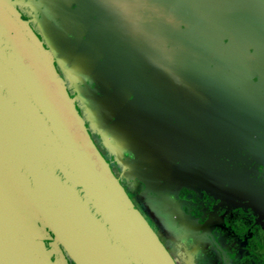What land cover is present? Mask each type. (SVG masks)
I'll return each instance as SVG.
<instances>
[{"label": "water", "instance_id": "obj_1", "mask_svg": "<svg viewBox=\"0 0 264 264\" xmlns=\"http://www.w3.org/2000/svg\"><path fill=\"white\" fill-rule=\"evenodd\" d=\"M66 4L45 9L82 110L17 9L41 4L0 0V264H177L122 178L179 239L182 186L246 190L238 157L264 138V0Z\"/></svg>", "mask_w": 264, "mask_h": 264}, {"label": "flooded vegetation", "instance_id": "obj_2", "mask_svg": "<svg viewBox=\"0 0 264 264\" xmlns=\"http://www.w3.org/2000/svg\"><path fill=\"white\" fill-rule=\"evenodd\" d=\"M27 1L38 2L42 7L17 5V9L54 61L60 78L72 94V88L68 86L70 74L57 57L54 51L57 43L51 36L56 28L61 27V18L58 13L45 9L64 8L66 0L53 2L55 4L51 0ZM257 139L238 157V169L246 177L243 181L246 190H238V198L228 197L231 189L228 184L220 192L200 184L180 189V218L177 219L176 230L183 234L182 238L176 235L166 237L164 231L157 230L177 264H264V138ZM254 150L257 156L253 153L248 155ZM114 168L118 166H112L115 172ZM134 203L146 214L137 201ZM146 216L153 225V219Z\"/></svg>", "mask_w": 264, "mask_h": 264}, {"label": "rangeland", "instance_id": "obj_3", "mask_svg": "<svg viewBox=\"0 0 264 264\" xmlns=\"http://www.w3.org/2000/svg\"><path fill=\"white\" fill-rule=\"evenodd\" d=\"M69 86L72 88V91H73L72 95L74 96V99H75L77 105L82 110L84 105H83V103L80 100V94H79L80 92L78 90H76V89H73L72 85H69ZM86 122H87L88 127L91 130V132H94V126H93L92 122H90L89 119H86ZM96 143H97L98 147L100 148V150L102 151L103 155L105 156L106 160L111 163L109 156H107L106 152H104V150L100 146L99 140H96ZM107 153L109 155V151L108 150H107ZM111 165L114 166V164H112V163H111ZM114 170H115L117 175H120V174H118V172H119L118 168H114ZM122 183H123V185L125 187H127L128 191H129V194H130V197L132 198V200L135 201V202L137 201L142 206V208H144L143 209L144 212L153 219V221H154L153 225L156 227L157 230H160L162 232L161 228H159L158 221L154 217V212L152 210H150V212H147V210L145 209L146 207H145L144 204L147 202L148 199L145 198L144 196H142L141 193L138 192L140 190L138 185L135 182H133V183L126 182L123 178H122ZM47 242H48V244H50L49 240H47Z\"/></svg>", "mask_w": 264, "mask_h": 264}]
</instances>
